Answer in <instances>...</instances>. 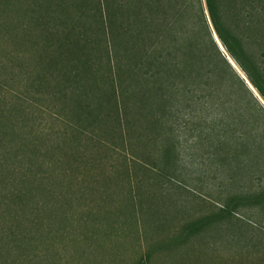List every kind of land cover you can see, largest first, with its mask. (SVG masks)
<instances>
[{
  "label": "rangeland",
  "instance_id": "1",
  "mask_svg": "<svg viewBox=\"0 0 264 264\" xmlns=\"http://www.w3.org/2000/svg\"><path fill=\"white\" fill-rule=\"evenodd\" d=\"M79 2L0 0V101L25 107L24 114L15 112L13 121L31 142L28 159L16 158L11 166L17 169L15 178L20 173L43 177L31 191L33 208L21 232L29 234L31 218L42 209L44 216L55 209L65 214L45 226L50 230L45 241L11 245L13 255L0 264H264V211L240 209L225 219L219 180L198 181V168L189 165L176 176L153 165L154 146L145 131L141 134L140 39L120 30L113 44L100 30L94 12H99L98 0H89L81 13L88 32L84 45L57 54L51 45L61 36H48L46 42L34 20L42 14L38 9L53 7L54 17L46 18L51 25L64 20L69 28L73 25V33L65 35L71 42L81 22L72 16L76 9L71 5ZM122 4L125 13L137 12ZM62 59L70 65L64 66ZM73 84L87 91L82 101L102 105L106 118L97 127L75 131L67 125L71 119L62 110L76 103L77 93L68 89ZM119 88L122 96L114 93ZM114 101L126 105L120 117ZM11 186H1V194L6 196ZM44 202L54 207L42 206ZM209 215L212 224L182 238L185 225Z\"/></svg>",
  "mask_w": 264,
  "mask_h": 264
},
{
  "label": "trees",
  "instance_id": "2",
  "mask_svg": "<svg viewBox=\"0 0 264 264\" xmlns=\"http://www.w3.org/2000/svg\"><path fill=\"white\" fill-rule=\"evenodd\" d=\"M79 1L77 6L71 5L76 9L72 15L75 21L81 20L71 42L65 37L73 33V25L69 28L70 23L65 20L51 25L46 20L54 17L51 5L38 9L42 14L34 18L46 38L61 36L51 45L57 54L88 40L81 13L89 0ZM125 2L137 12L125 13ZM98 11L94 12L99 15L100 30L113 44L120 30L141 41V134L145 131L147 142L154 146L153 165L160 172L168 169L175 176L189 165L198 168L194 172L198 181L219 180L224 187L221 217L225 219L237 215L240 209L264 211V104L245 81L264 100V0H98ZM124 16L128 17L126 22ZM70 63L65 59L63 64ZM73 66L76 68V64ZM63 74L68 79L69 71ZM71 77L78 83L77 75ZM68 89L79 97L75 104H66L62 110L71 119L67 125L72 130L94 128L105 120L99 102L91 105L80 99L88 95L86 90L75 84ZM114 93L124 94L122 88ZM113 109L120 117L122 109L126 112V105L114 101ZM16 111L26 112L22 105L0 101V187L5 190L12 185L6 196L0 190V259L5 262L14 253L11 245L45 241L50 235L45 226L65 215L55 209L44 216L46 208L42 209L31 218L29 234L21 232L27 213L31 214L33 208L31 191L36 179L43 177L41 174L30 179L20 173L15 178L17 169L11 164L16 158L19 162L27 160L31 144L27 135H20L15 129ZM41 204L54 207L53 202ZM213 219L209 215L185 225L182 238L196 234ZM8 224L16 231L8 229ZM11 264L17 263L12 260Z\"/></svg>",
  "mask_w": 264,
  "mask_h": 264
},
{
  "label": "water",
  "instance_id": "3",
  "mask_svg": "<svg viewBox=\"0 0 264 264\" xmlns=\"http://www.w3.org/2000/svg\"><path fill=\"white\" fill-rule=\"evenodd\" d=\"M214 38H215L217 44L219 45L220 49H221L222 51H224V50H223V47L221 46L220 42L218 41L216 35H214ZM227 58H228L229 62L231 63V65H232L233 67H235L233 61H232L229 57H227ZM241 76L245 79V77H244L243 74H242ZM245 81H246V83L248 84L249 88L253 91V93L259 98V100L261 101V103L264 104V100H262V99L260 98V96L258 95V93H257V92L254 90V88L250 85V83H249L246 79H245Z\"/></svg>",
  "mask_w": 264,
  "mask_h": 264
}]
</instances>
